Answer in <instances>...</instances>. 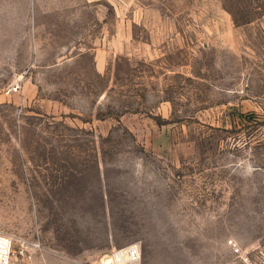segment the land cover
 <instances>
[{"label": "rangeland", "instance_id": "374dc122", "mask_svg": "<svg viewBox=\"0 0 264 264\" xmlns=\"http://www.w3.org/2000/svg\"><path fill=\"white\" fill-rule=\"evenodd\" d=\"M11 264H264V0H0Z\"/></svg>", "mask_w": 264, "mask_h": 264}, {"label": "built area", "instance_id": "2783aa9c", "mask_svg": "<svg viewBox=\"0 0 264 264\" xmlns=\"http://www.w3.org/2000/svg\"><path fill=\"white\" fill-rule=\"evenodd\" d=\"M37 242L28 243L23 239L0 232V264H11L19 257H26L30 251L39 248ZM141 259L140 249L137 245H131L115 251L110 259L111 264H135Z\"/></svg>", "mask_w": 264, "mask_h": 264}, {"label": "bare ground", "instance_id": "6f19581e", "mask_svg": "<svg viewBox=\"0 0 264 264\" xmlns=\"http://www.w3.org/2000/svg\"><path fill=\"white\" fill-rule=\"evenodd\" d=\"M111 258V257H110ZM105 264H111L110 260H106Z\"/></svg>", "mask_w": 264, "mask_h": 264}]
</instances>
